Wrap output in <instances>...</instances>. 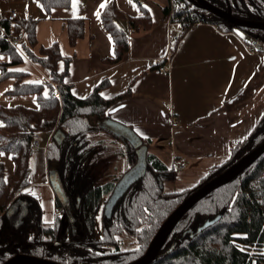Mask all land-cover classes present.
I'll use <instances>...</instances> for the list:
<instances>
[{
	"label": "trees",
	"instance_id": "obj_1",
	"mask_svg": "<svg viewBox=\"0 0 264 264\" xmlns=\"http://www.w3.org/2000/svg\"><path fill=\"white\" fill-rule=\"evenodd\" d=\"M52 7L66 8L71 0H49ZM140 14L132 15V30L151 28L153 17L143 2L136 0ZM228 9L244 19L264 21V0H207ZM164 18L178 21L187 32L197 22L213 23L224 31H241L264 49V30L237 26L205 10L191 0H166ZM101 20L114 42L111 63L121 61L129 51V37L117 19L123 16L115 0L101 11ZM37 20L19 18L9 21L0 18V48L9 55L0 62V82L9 76L15 81L9 95H36V106L24 104L0 105V150L11 153L13 171L6 177L5 164L0 161V264L17 254L25 253L61 264H129L141 257L151 239L169 214L191 193L210 181L244 154L264 142V116L261 123L244 140L236 143L228 160L211 168L194 187L181 192H166L160 185L177 177L175 168L147 154L148 166L143 180L132 185L114 207L111 224L105 220L104 206L116 182L137 161L135 148L108 130L97 127L99 118L124 98L126 91L115 97H104L102 90L110 81L103 79L86 97L73 94L65 79L69 75L71 58L62 54L58 42L38 45ZM85 18L67 20L70 43L74 45L84 34ZM2 29L11 35L22 36L21 47L31 59L42 64L58 84L51 80L27 82L28 72L11 71L9 67L23 62V55L2 37ZM161 63L157 64L159 66ZM58 90L60 97L55 96ZM64 132L58 142L52 138L46 155L50 167L58 170L61 182L72 204H78L79 234L63 237L65 210L56 196L55 204L62 213L50 224L43 220V210L36 197L25 189L30 184L33 140L43 132ZM143 142L149 146L148 141ZM118 144L119 148L111 145ZM126 157L125 170L111 174L112 160ZM102 169V170H101ZM108 172V173H107ZM108 180L102 182V178ZM18 198L29 203L28 214L16 227L10 224L6 212ZM98 219L100 230H98ZM214 221L202 231L198 228ZM194 230L191 236L189 230ZM129 233L136 237L137 248L122 249L118 235ZM256 247L258 254L249 249ZM151 264H264V153L241 174L200 199L173 228Z\"/></svg>",
	"mask_w": 264,
	"mask_h": 264
},
{
	"label": "crops",
	"instance_id": "obj_2",
	"mask_svg": "<svg viewBox=\"0 0 264 264\" xmlns=\"http://www.w3.org/2000/svg\"><path fill=\"white\" fill-rule=\"evenodd\" d=\"M140 1L150 9L153 21L151 28L134 31L128 18L141 13L137 1L115 0L123 12L117 23L129 37V51L118 63L108 60L114 55V42L100 16L105 0H77L75 7L71 0L66 8L52 7L49 0H0V18L17 10L20 18L37 20L36 48L58 42L62 54L71 58L65 81L75 96H88L105 78L110 84L102 90L104 97L128 91L109 107L107 117L132 127L148 141V153L168 167L176 169L177 158L185 162V169H176V179L163 182L166 192H181L194 187L211 168L225 163L232 147L261 123L264 49L250 52L245 40H252L247 35L224 31L213 23L197 22L184 33L179 22L164 18L166 0ZM73 17L85 18L84 34L74 45L67 31V20ZM9 58L0 48V62ZM163 66L168 69L161 70ZM9 70L28 72V82L50 79L45 67L27 58ZM14 81L15 77L9 76L0 82V105L35 107V94H7ZM168 102L175 107L178 126L171 124ZM45 133L43 148L33 152L30 184L25 191L38 199L43 220L51 223L56 216V194L49 176L54 167L49 168L46 148L56 132ZM39 138L38 147L43 142L41 134ZM114 161L118 162L112 170L118 166V171L126 169V157Z\"/></svg>",
	"mask_w": 264,
	"mask_h": 264
},
{
	"label": "water",
	"instance_id": "obj_3",
	"mask_svg": "<svg viewBox=\"0 0 264 264\" xmlns=\"http://www.w3.org/2000/svg\"><path fill=\"white\" fill-rule=\"evenodd\" d=\"M197 6L208 10L217 16L221 17L228 22L235 24L237 26L257 28L264 30V21L260 20H250L239 18L232 13V9L229 5L228 9H223L218 7L207 0H191ZM96 125L99 128L105 129L119 137L121 140L128 141L134 148L137 155L136 163L131 166L127 171L124 172L122 177L117 181L111 196L108 198L105 209L104 217L105 220L111 224L114 207L117 205L118 200L125 194V192L135 183L144 179L148 161V145L143 142V139L135 132V130L117 120L111 119L109 117L99 118L96 121ZM58 142H62L64 139V132L57 131L54 135ZM264 153V142L255 147L253 150L244 154L236 162L231 164L219 175L211 179L210 181L203 184L193 193H191L187 198H185L165 219L161 224L153 238L151 239L145 253L129 264H151L161 246L176 226V224L181 220L182 216L192 208L200 199L210 194L215 189L226 184L227 182L234 179L236 176L241 174L246 168L252 165L262 154ZM50 183L55 191L56 196L61 200L65 213L70 215V209L72 207V202L70 201L69 195L67 194L65 188L62 185L58 170L56 168L50 169ZM163 186V182L160 183ZM29 203L27 200L18 198L9 207L6 212V216L13 226H20L26 215L28 214ZM72 227L74 228V221L70 219ZM215 220L206 222L203 226L198 228V231H202L209 225L213 224ZM189 233L191 236L194 235V230L190 229ZM3 264H61L46 258H41L35 255L17 253L10 258H8Z\"/></svg>",
	"mask_w": 264,
	"mask_h": 264
},
{
	"label": "rangeland",
	"instance_id": "obj_4",
	"mask_svg": "<svg viewBox=\"0 0 264 264\" xmlns=\"http://www.w3.org/2000/svg\"><path fill=\"white\" fill-rule=\"evenodd\" d=\"M16 36H18V35H16ZM22 39H23V37L22 36H20ZM19 52H21L20 54H22L23 55V58L25 59V58H27V59H30L31 61H34V62H37V61H35V60H33V59H31L30 58V56L25 52V50H23V48L20 46V48H18L17 49ZM35 52H36V54H37V56L40 54V50L38 49V48H36L35 47ZM37 63H39V62H37ZM42 65V64H41ZM43 66V65H42ZM44 67V66H43ZM46 69V68H45ZM47 70V69H46ZM47 72H48V70H47ZM49 73V72H48ZM49 75H50V79L49 80H53V78H52V75L49 73ZM26 80V79H25ZM49 80H45V81H49ZM28 82V81H27ZM52 83H53V86L57 89V87H58V84H57V82L56 81H52ZM57 92H59L58 90H56L55 91V94L57 93ZM8 103H13V102H11V101H7ZM28 101H25L24 103H27ZM30 103V102H29ZM30 105H35V103H33V104H30ZM48 133H54V132H46L45 133V135H49ZM41 134V137H42V139H43V142H42V144H41V146L40 147H38V149L37 148H33L32 147V151L34 152L35 150H39V148H43V143L45 142V137L46 136H44L43 135V133H40ZM38 136H39V134H37ZM36 135V136H37ZM111 146H113V147H115V148H119V145L118 146H116L115 144H113V145H111ZM46 150H47V148H46ZM0 153H3L2 155H0V161H3L4 162V164H5V170H6V177L8 178V177H10V175L12 174V171H13V161H12V155H11V153H9V152H6V151H3V150H0ZM46 157H47V155H46ZM117 162L118 161H114V162H111V168H110V171L109 172H111V174L113 173V174H116V173H119V172H121V171H118L120 168H119V166H118V168H114V170H112V166H113V163H114V166H117ZM123 164V163H122ZM49 165V164H48ZM119 165V164H118ZM123 166V165H122ZM102 170V169H101ZM108 173V172H107ZM37 178H35L34 180H33V183L36 185L37 183H39V181H37L36 180ZM106 180H108V176H105V177H103L102 178V182H104V181H106ZM37 186V185H36ZM51 187H52V185H51ZM52 189H53V187H52ZM53 192H54V190H53ZM55 210H56V208H55ZM54 208L52 209V214H53V218H54ZM62 212V211H61ZM63 219H65V217H64V215H63ZM100 220L101 219H98V230H100ZM48 224H50V223H48ZM65 226H64V228H63V231H62V235H63V237L65 238V237H68V235H69V233H70V229H69V225H68V223L65 221ZM118 238H119V240H121V245H122V249H134V248H137L139 245V243H137V239H136V237L135 236H133V235H131V234H129V233H122V234H120V235H118ZM149 245V244H148ZM148 247V246H147ZM249 251L252 253V254H258V252H259V249L258 248H256V247H253V248H250L249 249Z\"/></svg>",
	"mask_w": 264,
	"mask_h": 264
},
{
	"label": "built area",
	"instance_id": "obj_5",
	"mask_svg": "<svg viewBox=\"0 0 264 264\" xmlns=\"http://www.w3.org/2000/svg\"><path fill=\"white\" fill-rule=\"evenodd\" d=\"M21 17V15L19 14V12L17 10H10L6 13L5 18L8 19L9 21H14L17 20ZM178 22V21H176ZM183 31L184 29H186V26H183ZM2 37L6 38L7 40H9L13 46H15L17 49L20 48L21 43H22V38L20 36H16V35H11L8 32H6L5 30L2 29ZM176 39H178V37H176ZM247 48L249 49L250 52L254 53L256 51L259 50L258 45L260 44L259 41H250V40H245ZM168 66H163L161 67V70H167ZM56 97H60L59 92H57L55 94ZM166 106L168 107V109L171 110V117H172V126H178L179 125V120L177 118V116L175 115V107L171 102L166 103ZM40 144V138L39 136H35L34 140H33V148H37ZM175 167L177 170H183L185 169L186 165L185 162L181 159V158H177L175 160ZM61 209H56L55 211V215H59L61 214Z\"/></svg>",
	"mask_w": 264,
	"mask_h": 264
},
{
	"label": "flooded vegetation",
	"instance_id": "obj_6",
	"mask_svg": "<svg viewBox=\"0 0 264 264\" xmlns=\"http://www.w3.org/2000/svg\"><path fill=\"white\" fill-rule=\"evenodd\" d=\"M77 207H78V204H72V207L70 209V215L68 216V214L64 213V217H65L64 220L68 223L69 229H70L69 235H73V236H77L79 234V228H78V222H77L78 216L76 214ZM104 209H105V206H104ZM103 212H104V210H103ZM70 219H72L75 223L74 228L72 227ZM65 221H64V223H65Z\"/></svg>",
	"mask_w": 264,
	"mask_h": 264
},
{
	"label": "snow or ice",
	"instance_id": "obj_7",
	"mask_svg": "<svg viewBox=\"0 0 264 264\" xmlns=\"http://www.w3.org/2000/svg\"><path fill=\"white\" fill-rule=\"evenodd\" d=\"M129 2L131 3V0H129ZM76 3H77V0H73V6L75 7L76 6ZM106 3H107V0H105V3H102L101 5H100V7L101 8H104L105 7V5H106ZM145 7H147V6H145ZM99 12H97L96 13V15L99 17ZM3 153H0V155H2Z\"/></svg>",
	"mask_w": 264,
	"mask_h": 264
}]
</instances>
